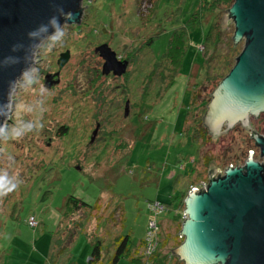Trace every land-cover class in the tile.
Returning <instances> with one entry per match:
<instances>
[{"label":"rangeland","instance_id":"374dc122","mask_svg":"<svg viewBox=\"0 0 264 264\" xmlns=\"http://www.w3.org/2000/svg\"><path fill=\"white\" fill-rule=\"evenodd\" d=\"M214 1L84 0L79 24L63 25L39 44L32 66L12 90L0 135V176L16 185L0 197V264H86L96 240L100 264H109L123 236L141 249L148 203L155 201L165 206L158 217L159 264H181L169 254L184 221V198L208 177L204 158L220 174L229 164L243 165L249 150L260 158L247 141L249 132L239 126L223 138L210 136L199 148L190 139L214 90L212 84L202 90L201 71L198 99L185 125L194 86L189 76L193 63L202 64L196 47L209 22L190 29L175 83L159 98L160 81L149 83L172 30L199 10L210 11ZM223 15L215 11L213 21L219 25ZM226 26L231 35L233 22ZM101 44L128 61L124 75H102L103 61L94 52ZM242 47L243 41L237 43L238 54ZM65 52L69 58L59 69ZM45 75L52 76L47 84ZM253 125L264 136V115ZM69 197L90 207L64 215Z\"/></svg>","mask_w":264,"mask_h":264},{"label":"water","instance_id":"95a60500","mask_svg":"<svg viewBox=\"0 0 264 264\" xmlns=\"http://www.w3.org/2000/svg\"><path fill=\"white\" fill-rule=\"evenodd\" d=\"M83 1L0 0V135L12 90L32 66L36 48L63 25L79 24ZM227 20L234 25L233 43L243 41V47L210 93L202 122L212 138L223 128L248 127L251 117L264 114V0H234L224 12V27ZM94 52L103 61L102 75L126 73L128 61L119 60L107 44ZM68 58V52L60 54L59 69ZM51 78L46 75L44 83ZM252 138L261 162L249 150L242 166L210 175L205 190L193 189L184 198L182 242L173 250L183 264H264V136ZM209 165L220 173L212 161Z\"/></svg>","mask_w":264,"mask_h":264},{"label":"trees","instance_id":"16d2710c","mask_svg":"<svg viewBox=\"0 0 264 264\" xmlns=\"http://www.w3.org/2000/svg\"><path fill=\"white\" fill-rule=\"evenodd\" d=\"M233 2L234 0H215L211 5L210 11H205L201 9L199 10L201 11V14H192L191 18L187 20L182 26H179L172 30L166 46L165 53L161 57V61L153 65V68L152 70H150V73L148 75L149 83H152V78L158 79L160 81V88L159 92L157 93L158 98L161 95V92L169 86L173 85L177 79L180 68L182 66L183 59L185 58L189 50L190 40L188 34L190 32V29L192 27H196L202 24V22L205 21V18L208 13H214L216 11L217 14H220L226 12ZM213 20L208 25V29L204 34L203 40L199 45V48L202 47V50L200 51L202 55V71H204V76L206 80L204 82L205 85H201L200 82H196L193 88L191 89L190 102L186 111L185 125L188 121V115L190 112L189 110L194 105L195 101H197L196 99H198V93H196V88L198 86L199 88L203 86V90L206 87V84H212L215 88L233 67L235 59L238 55V53L236 52L237 45H235L232 40L233 32L231 35H228V27H224L222 23L217 25L216 21ZM209 100L206 102L204 101L205 107ZM198 119L196 121V125L193 128V132L190 131L191 140L195 144H197V148H199L201 145L206 144L211 136L207 128L204 126L202 118ZM204 159L205 164L208 165V163H210V160L207 158ZM230 165L232 164H229L228 167ZM235 166L239 165L236 164ZM214 173L215 170L212 169L208 172V176L213 175ZM89 207L90 206L82 200L77 199L75 197H69L64 203L62 209L63 214L66 215L69 213L78 212L81 210V208L83 209ZM174 238V242L176 243V245L171 250L172 252L169 254V257L173 259L176 258L179 261L178 257L173 253V250L182 242V239L179 237V232ZM162 245H164L165 247L167 245V240H164V243H162ZM140 248L141 249H138L137 247L131 244L128 235L121 237L115 244V249L109 264H117L119 260L123 258L128 261V264H159L155 260V258L158 256L157 251L151 257L145 256L144 240L142 241ZM100 259V240H96V243L93 245L91 255L86 264H100ZM179 262L183 264L181 261Z\"/></svg>","mask_w":264,"mask_h":264},{"label":"built area","instance_id":"2783aa9c","mask_svg":"<svg viewBox=\"0 0 264 264\" xmlns=\"http://www.w3.org/2000/svg\"><path fill=\"white\" fill-rule=\"evenodd\" d=\"M199 50H202V47L199 48ZM262 159L260 160V162ZM208 185V180L205 179L204 181H201L199 184H196L195 186L190 187V191L193 189H196L197 191H200V188H203V190L206 189ZM148 209H149V219L147 222V228L146 233L144 237V254L146 257H151L158 249V232H159V221L158 217L164 211L165 206H163L160 202H149L148 203ZM182 218L185 219V216L182 213ZM30 226H36V221L34 218H30L28 221Z\"/></svg>","mask_w":264,"mask_h":264},{"label":"flooded vegetation","instance_id":"af4514ba","mask_svg":"<svg viewBox=\"0 0 264 264\" xmlns=\"http://www.w3.org/2000/svg\"><path fill=\"white\" fill-rule=\"evenodd\" d=\"M46 76V75H45ZM50 81V80H49ZM264 114H260L257 118H254V117H251L250 119H249V126L248 127H243L241 124H237V125H235L232 129H230V130H226L225 128H223L222 129V132H221V134L218 136V137H224L225 135H228V133L229 132H231L235 127H237V126H239L241 129H243L244 131H246V132H249V135H248V142H250V143H253L254 144V140H253V138H252V135L253 134H258V135H260V136H262L260 133H258L257 132V129H255V127H254V123L255 122H257L258 121V119L260 118V117H262ZM218 137H216L215 139H217ZM254 147H256L255 146V144H254ZM257 148V147H256ZM258 149V148H257ZM261 160V158H259L258 159V161H260ZM210 166V165H209ZM231 167H233V166H235V165H230ZM239 166H242V165H239ZM212 169H214V168H212V167H209V169L207 168V171L209 172L210 170H212ZM215 170V169H214ZM216 171V170H215ZM220 174V173H219ZM219 174H216L215 173V175H219ZM209 179V176L207 177V180Z\"/></svg>","mask_w":264,"mask_h":264},{"label":"crops","instance_id":"0c3cea01","mask_svg":"<svg viewBox=\"0 0 264 264\" xmlns=\"http://www.w3.org/2000/svg\"><path fill=\"white\" fill-rule=\"evenodd\" d=\"M204 3H207V2H204ZM210 19H211V21L214 19V13L213 12H211V13H208V15L206 16V18H205V21H207V22H209V24H210ZM201 25V24H200ZM196 27H198V26H196ZM203 34V33H202ZM203 37H204V34L202 35V39H201V41L203 40ZM201 41L200 42H198V44H197V47H196V58H198V53H201V51L199 50V45H200V43H201ZM194 43V42H193ZM190 45V44H189ZM201 62H202V59H201ZM200 62V63H201ZM202 65V64H201ZM199 66V65H196L195 63H193L192 64V68H191V73H190V78H189V83H190V81L191 80H193V84L192 85H194L196 82H198V80H196L197 79V77L200 75V73H201V71H202V66ZM179 75V74H178ZM178 77V76H177ZM191 84V83H190ZM188 107V106H187ZM186 110H187V108H186ZM185 129V128H184ZM190 134V133H189ZM190 139H191V135H190ZM193 169V168H192ZM194 170V169H193ZM193 170L191 171L190 170V172H189V175H191L192 173H193ZM192 185V184H191ZM173 259V258H172ZM155 260L157 261V263H159V254H158V256L155 258ZM174 264V263H173Z\"/></svg>","mask_w":264,"mask_h":264},{"label":"clouds","instance_id":"9594fccd","mask_svg":"<svg viewBox=\"0 0 264 264\" xmlns=\"http://www.w3.org/2000/svg\"><path fill=\"white\" fill-rule=\"evenodd\" d=\"M70 18V14H69ZM63 35V33H61ZM16 188V185H10L6 176H0V197L6 196Z\"/></svg>","mask_w":264,"mask_h":264}]
</instances>
